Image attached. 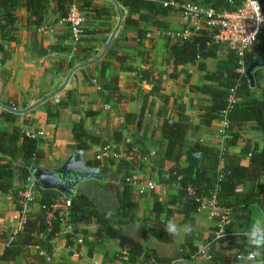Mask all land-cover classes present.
<instances>
[{
  "label": "crops",
  "instance_id": "obj_1",
  "mask_svg": "<svg viewBox=\"0 0 264 264\" xmlns=\"http://www.w3.org/2000/svg\"><path fill=\"white\" fill-rule=\"evenodd\" d=\"M81 1L114 10L115 16H109L101 10L87 9L88 13L82 14L86 20L85 35L73 44L67 27L55 21L52 4L40 27L36 26L35 19L29 13L19 8L11 40L0 38V105L12 103L19 112H23L20 116L8 113L13 119L10 122L0 119V131H10L15 127L25 136L36 139L38 151L46 156V164L41 159L37 167L51 170L59 168L79 150L72 134L73 127L78 125L88 135L100 139L99 145H88L84 151L88 163L94 162L91 148L106 145L115 154L114 158L107 160H134L128 154V146L123 143L116 146L110 141L114 123L125 116L130 118L128 133L131 142L137 143L147 154L155 153L148 147L159 139L162 123L174 121V105L177 104L183 108L192 126L187 134V147L197 145L206 150H224L226 156L239 159L247 154V145L263 143L261 132L253 131L252 126L247 125L236 146L225 149V134L220 123L214 122L210 127L203 125L196 108L198 97L191 92L192 87L201 85L203 73L197 71L196 65L174 68L169 58L168 47L177 41L174 34L187 28L178 12L167 9L158 15L141 13L137 26L131 27L124 22L128 10L114 0L118 9L110 0ZM119 13L120 26L102 55L119 21ZM108 30L110 33L106 37ZM78 48L84 49V52ZM249 52L254 53L257 61L264 60V31ZM115 57L120 60L117 61ZM202 62L207 68L206 72L211 73L216 69L213 60L203 59ZM188 73L193 77L190 78ZM253 78L255 98L264 100V69L255 70ZM54 107L56 111H53ZM161 111L164 114L161 115ZM141 115L140 125L134 126L132 119ZM136 159L130 179L156 184L155 191L144 196H138L133 189L138 203L136 216L141 218L144 210L149 209L154 202L164 203L169 195L176 194L177 185L167 188L158 183L156 172H153L156 169L153 162L157 158L150 157L145 162L137 156ZM203 161L206 166L210 164L208 159ZM181 164L185 165L183 162ZM171 166L169 162H162L163 170ZM223 166L224 160L220 159L218 169ZM108 181L110 179L106 175V179L101 182L81 183L76 195H85L110 212L118 207V200L115 192L107 190ZM112 184L118 191L124 188L120 181ZM105 199H109L110 203H105ZM37 209V205H33L29 212ZM16 214L12 196L0 195V257L5 247L2 239L11 238L17 228ZM257 220L264 221V216L259 208L251 207L245 227L247 232ZM169 222H175L180 228L178 234H173L170 243L157 241L135 225H125L122 230L147 250L155 252L159 259L171 264H209L199 253L202 250L209 252L210 249L223 254L229 264H252L246 259L236 260V255L245 257L251 251L243 247V241L237 238L239 223L230 225L232 236L214 241L215 219L207 215L196 213L175 216ZM185 226L190 227L191 231H185ZM80 228L91 235L97 226L91 224ZM63 234L53 241L50 254L31 248L26 251V255L10 262L0 261V264H124L115 258L120 249L116 242L107 241L100 246H91L92 239L86 237L81 244L66 248Z\"/></svg>",
  "mask_w": 264,
  "mask_h": 264
},
{
  "label": "trees",
  "instance_id": "obj_2",
  "mask_svg": "<svg viewBox=\"0 0 264 264\" xmlns=\"http://www.w3.org/2000/svg\"><path fill=\"white\" fill-rule=\"evenodd\" d=\"M114 1L128 10V16L124 22L131 27L137 26L141 13L148 15L165 13L167 11V8H163L165 2L180 4L191 2L218 12L234 11L240 5V0ZM258 1L264 5V0ZM50 4L53 5L55 21L63 23L69 8L73 5L81 14H86L88 13L87 9H91L101 10L109 16H115L114 10L89 2H79V0H0V38H6L7 41L11 40L10 36L17 22L19 8H23L29 13L35 19L36 26L40 27ZM64 25L67 27V24ZM85 31L86 25L83 36ZM109 33L108 30L106 37ZM213 33L206 28L186 40L173 42L168 47L172 65L174 68L196 65L197 71L203 73L201 85L192 87L191 92L194 93L195 97H198L199 104L196 108L205 127H210L212 123L220 122L223 118L228 122L229 129L225 134V149L236 146L247 125H251L253 131L261 132L263 143L247 145L245 147L248 151L247 154L239 159L226 156L224 150H206L197 145L187 147V134L192 126L184 115L183 108L179 106L178 110L174 109V121L171 123L164 121L159 128V145L154 155L157 161L153 162L156 168L153 172H156L158 183L167 188L176 184V194L169 195L164 203L154 202L149 209L144 210L141 218L136 216L138 203L135 201L133 189L126 184V180L130 179L131 171L135 169L136 156L140 160L144 155H147V152L138 147L137 143H132L127 151L134 160L121 159L117 164L109 160L88 163L89 166L97 167L102 174H109L110 181L106 183V188L116 193L118 200L116 209L107 212L85 195L77 194L71 198L65 231L61 224L60 215L55 213L53 219L48 222L46 210L43 208L51 206L60 194L55 191L41 190L36 183L34 195L35 193L38 194V198L36 202L32 201L29 209L35 204H37L38 209L26 214V221L22 230L12 239L9 237L2 239L5 247L0 261H14L16 258L26 255V251L31 248H37L45 254H50L53 241L64 233L66 248L78 244L80 237L82 240L90 237L92 239L91 246H100L107 241L116 242L120 251L125 250L127 252V261L124 264H171L169 261L159 259L155 252L147 250L138 241L125 235L122 228L128 224L135 225L142 228L157 241L170 243L173 240V234L167 231L169 220L175 216L196 214L200 201L210 198L212 193L216 194L217 204L231 212L230 224L227 227L228 236L226 237L232 236V232H229L230 225L232 226L233 223L237 222L240 228L237 231V238L243 241V247L252 250V246L245 235L247 233L245 227L249 221V209L257 207L264 216V100L255 98V90L250 89L244 76V70L257 60L254 53L248 52L243 60V68L240 67L239 60L230 54L224 46L212 42ZM78 50L84 52V49L78 48ZM110 51H108L109 55ZM115 59L120 60L117 57ZM202 59L213 60L216 69L211 73L206 72L207 68ZM241 69L243 73L239 72ZM230 97H233V102H230ZM56 110L54 107L53 111ZM48 115L50 118V114ZM142 117L143 115L137 119L131 118L133 125L139 126ZM0 119L8 122L13 121L10 115L3 111L0 113ZM129 123L130 118L128 116L114 123L111 143L119 146L130 137L128 133ZM72 134L77 143V148L82 151H86L88 145H99L100 143L99 138L88 135L81 125L73 127ZM37 147V140L25 136L18 128L0 131V195L12 196L17 212L22 210L23 204L19 193L23 191L25 181L30 176V169L38 166L41 159L46 164V156L41 154ZM132 148H136L138 154L133 155ZM187 148L201 152L199 170L187 165L185 161ZM204 159H208L210 164L204 165ZM220 159L224 160V166L218 169ZM162 162H169L172 166L168 170H163ZM182 162L185 165H182ZM120 174L122 175L120 176ZM116 181L124 184L122 191L115 189L116 187L112 182ZM239 188H242V191H239ZM91 224L97 226L96 231L91 235L80 228ZM208 254L210 256L209 264H229V260L219 251L210 249Z\"/></svg>",
  "mask_w": 264,
  "mask_h": 264
},
{
  "label": "built area",
  "instance_id": "obj_3",
  "mask_svg": "<svg viewBox=\"0 0 264 264\" xmlns=\"http://www.w3.org/2000/svg\"><path fill=\"white\" fill-rule=\"evenodd\" d=\"M163 8L172 9L178 12L186 24L187 28L183 31L176 32L174 38L176 40H186L195 35L202 29H209L213 31L211 40L214 44L224 46L226 50L234 55L239 60V66H243V60L246 54L250 51L253 44L256 42L258 36L264 31V5L258 0H240V5L234 11H222L218 12L208 7L201 6L199 4H193L191 2L185 3H173L165 2ZM67 24V29L73 44L80 41L84 33V27L86 24L85 17L79 12L76 6H71L68 11V15L64 20ZM243 68V67H242ZM243 73V70H239ZM233 94V91H231ZM233 97H230V102H233ZM1 111L12 115H22L14 104L9 103L6 105H0ZM222 131L224 134L229 129L228 122L223 118L220 122ZM125 146L130 147L132 142L127 138L124 143ZM93 153L94 162H102L103 160L111 159L115 157L114 152L109 145L91 148ZM132 153L138 154L136 148H132ZM155 153L144 155L140 160L145 162L150 157H154ZM32 169V168H31ZM26 179L23 186V191L19 193V197L22 199V210L16 214L17 228L12 232L11 239L22 230V226L26 221V214L29 212V205L33 201L34 188L36 182L31 176ZM128 184L138 196H144L147 193H153L156 189V184L152 181L137 182L132 179H127ZM215 193H212L210 198H205L200 201L197 213L207 215L209 218L215 219V232L214 241L228 236L227 227L230 224L231 212L227 209L221 208L216 200ZM71 206V198L60 195L57 197L51 206L43 207L46 210V218L49 222L53 219L54 214L58 213L61 217V224L66 231V218ZM69 229V228H68ZM78 244L82 243L81 237L78 238ZM200 256L206 260H210V256L207 250H202ZM248 254L245 257L238 255L237 261L247 259ZM115 258L126 262L127 252L122 250L115 254Z\"/></svg>",
  "mask_w": 264,
  "mask_h": 264
},
{
  "label": "water",
  "instance_id": "obj_4",
  "mask_svg": "<svg viewBox=\"0 0 264 264\" xmlns=\"http://www.w3.org/2000/svg\"><path fill=\"white\" fill-rule=\"evenodd\" d=\"M110 1L115 4L118 9L117 4L113 0ZM120 23L121 15L119 13V21L110 35L102 55L105 53L111 40L116 34ZM258 69H264V60L253 62L244 70V76L248 81L250 89H254L253 73ZM21 113L23 114V112ZM185 161L187 165L191 166L195 170H199L201 153L198 151L186 150ZM31 176L41 190L55 191L58 194L69 198L75 197L79 184L88 181L101 182L106 179V175L102 174L97 167L89 166L88 162L85 160L84 151L82 150H76L59 168L51 170L42 169L37 166L33 167L31 169Z\"/></svg>",
  "mask_w": 264,
  "mask_h": 264
},
{
  "label": "clouds",
  "instance_id": "obj_5",
  "mask_svg": "<svg viewBox=\"0 0 264 264\" xmlns=\"http://www.w3.org/2000/svg\"><path fill=\"white\" fill-rule=\"evenodd\" d=\"M185 231H191L190 227L185 226ZM167 231L171 234H178L180 228L175 222H169ZM252 250L248 253L247 259L252 264H264V221L257 220L255 225L245 234Z\"/></svg>",
  "mask_w": 264,
  "mask_h": 264
},
{
  "label": "rangeland",
  "instance_id": "obj_6",
  "mask_svg": "<svg viewBox=\"0 0 264 264\" xmlns=\"http://www.w3.org/2000/svg\"><path fill=\"white\" fill-rule=\"evenodd\" d=\"M180 15V14H179ZM203 60V59H202ZM187 74V73H186ZM186 74H184V75H186ZM188 76H190V78H192L193 77V75L192 74H189L188 73ZM191 82V81H190ZM179 105L180 104H177V105H174V109L175 110H178V108H179ZM162 112V113H161ZM160 113H161V115L162 114H164V111H161ZM136 119H137V116H136ZM148 120H151V118H149ZM103 143H106V142H103ZM159 143V139L156 141H154V143H152V145H150V147H152V148H150V147H148L149 149H151V150H154V151H156V148L158 147V144ZM121 159H118V160H116V164L118 163V161H120ZM112 169V168H111ZM109 175V174H108ZM155 177H156V175H155ZM154 177V178H155ZM152 180H155V179H152ZM89 193H91V194H93V192H89ZM37 198H38V194L36 195V193H35V195H34V197H33V202H36L37 201ZM105 201V203H107V204H109L110 203V201H109V199H105L104 200ZM35 205H37V204H35ZM33 207V206H32ZM38 208V207H37Z\"/></svg>",
  "mask_w": 264,
  "mask_h": 264
}]
</instances>
